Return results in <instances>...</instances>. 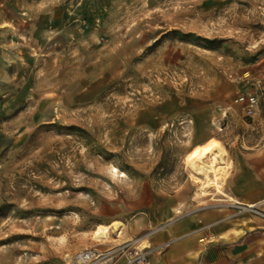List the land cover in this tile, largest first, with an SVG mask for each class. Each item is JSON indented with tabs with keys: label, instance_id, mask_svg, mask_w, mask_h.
<instances>
[{
	"label": "rangeland",
	"instance_id": "1",
	"mask_svg": "<svg viewBox=\"0 0 264 264\" xmlns=\"http://www.w3.org/2000/svg\"><path fill=\"white\" fill-rule=\"evenodd\" d=\"M263 149L264 0H0V264L103 252L156 192L228 200Z\"/></svg>",
	"mask_w": 264,
	"mask_h": 264
},
{
	"label": "crops",
	"instance_id": "2",
	"mask_svg": "<svg viewBox=\"0 0 264 264\" xmlns=\"http://www.w3.org/2000/svg\"><path fill=\"white\" fill-rule=\"evenodd\" d=\"M250 156L248 176L233 180L228 200L210 192L207 204L195 206L181 192H156L103 251L132 242L148 249L151 264H264V220L235 216L250 206L264 212V149Z\"/></svg>",
	"mask_w": 264,
	"mask_h": 264
},
{
	"label": "built area",
	"instance_id": "3",
	"mask_svg": "<svg viewBox=\"0 0 264 264\" xmlns=\"http://www.w3.org/2000/svg\"><path fill=\"white\" fill-rule=\"evenodd\" d=\"M236 103L242 106L247 117H253L258 109V97L254 93L240 94ZM242 209L264 220V212L258 210L257 207H243ZM120 258H125L126 264H151L148 249L139 248L132 242L103 252L86 250L75 257V264H108Z\"/></svg>",
	"mask_w": 264,
	"mask_h": 264
},
{
	"label": "bare ground",
	"instance_id": "4",
	"mask_svg": "<svg viewBox=\"0 0 264 264\" xmlns=\"http://www.w3.org/2000/svg\"><path fill=\"white\" fill-rule=\"evenodd\" d=\"M208 158L210 159V162L206 164L205 159H208ZM187 161L189 165L191 166V168L197 172V174L202 175L204 174V172L213 174L214 176L213 181L210 182L209 180V182L203 186V189L207 188L208 185H212V184H214L217 188H219L218 172L220 170L224 172L228 168L226 167V163H225V151L223 150L222 147H220V145L217 142L209 143V144L194 148L187 156ZM226 172L227 171H225L224 173ZM250 207H253V206H250ZM97 229L98 230L94 234L95 236H100V237L106 236L109 233V230L107 227H98Z\"/></svg>",
	"mask_w": 264,
	"mask_h": 264
}]
</instances>
